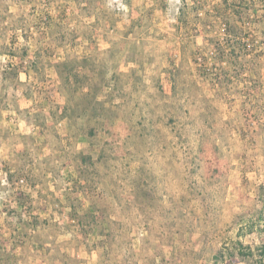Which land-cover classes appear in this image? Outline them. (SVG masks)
Instances as JSON below:
<instances>
[{"label":"rangeland","instance_id":"1","mask_svg":"<svg viewBox=\"0 0 264 264\" xmlns=\"http://www.w3.org/2000/svg\"><path fill=\"white\" fill-rule=\"evenodd\" d=\"M262 246L264 0H0V264Z\"/></svg>","mask_w":264,"mask_h":264},{"label":"trees","instance_id":"2","mask_svg":"<svg viewBox=\"0 0 264 264\" xmlns=\"http://www.w3.org/2000/svg\"><path fill=\"white\" fill-rule=\"evenodd\" d=\"M221 53H222V55L224 56V55H226L223 51L222 52H220V55H221ZM76 217V216H75ZM74 217V218H75ZM236 246H238V248L240 247V248H242L243 247V245H242V243L241 242H239L238 243V245H236ZM242 250L240 249V252H241ZM243 253V252H242ZM259 253H260V256L261 257H264V246H262L260 249H259ZM253 253H251V251H250V255H252Z\"/></svg>","mask_w":264,"mask_h":264}]
</instances>
